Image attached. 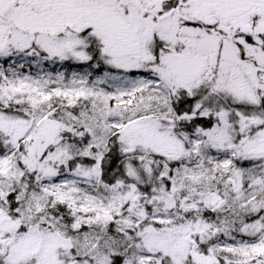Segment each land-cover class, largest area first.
Instances as JSON below:
<instances>
[{
	"label": "snow or ice",
	"instance_id": "6c2138e0",
	"mask_svg": "<svg viewBox=\"0 0 264 264\" xmlns=\"http://www.w3.org/2000/svg\"><path fill=\"white\" fill-rule=\"evenodd\" d=\"M0 264H264V0H0Z\"/></svg>",
	"mask_w": 264,
	"mask_h": 264
}]
</instances>
